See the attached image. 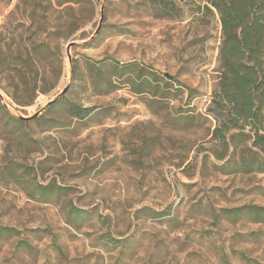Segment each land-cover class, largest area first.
I'll return each instance as SVG.
<instances>
[{"label": "rangeland", "instance_id": "rangeland-1", "mask_svg": "<svg viewBox=\"0 0 264 264\" xmlns=\"http://www.w3.org/2000/svg\"><path fill=\"white\" fill-rule=\"evenodd\" d=\"M17 1L0 0L10 49L30 37L13 28ZM141 1L76 5L83 25L51 40L58 59L46 81L57 77L55 86L23 106L0 87L23 115L67 84L63 97L96 107L82 121L58 104L25 129L0 121V225L14 229L0 236V264H264V223L221 214L264 206V173L219 168L218 15L185 0L181 18H154ZM101 13L97 36L82 44ZM50 120L61 126L45 127Z\"/></svg>", "mask_w": 264, "mask_h": 264}, {"label": "trees", "instance_id": "trees-1", "mask_svg": "<svg viewBox=\"0 0 264 264\" xmlns=\"http://www.w3.org/2000/svg\"><path fill=\"white\" fill-rule=\"evenodd\" d=\"M91 0H18L12 12L21 18L13 28L28 31L26 43L20 40L14 49L4 43L0 33V87L8 92L19 105H28L38 93L49 92L57 83L46 81V64L57 60L51 40L62 27L77 31L84 22L76 15L75 6ZM185 0H142L140 5L154 18L179 19ZM203 8L215 11L220 22L218 87L212 95L216 126L212 139L223 148L219 166L225 173H264V0H205ZM67 11L68 17L59 21L53 13ZM97 36V35H96ZM22 43V44H21ZM76 71L72 70L74 79ZM100 68L95 69L93 84L100 79ZM43 82V84H39ZM106 89L113 88V81L106 78ZM58 104L73 118L82 121L96 109L66 97L52 103ZM46 109V110H47ZM42 118L31 120L33 122ZM0 121L12 128H24L30 121L15 118L0 102ZM45 127L61 126L59 121H46ZM12 133V130L9 131ZM249 143L240 148L237 145ZM230 148L233 151L229 156ZM40 188L46 189V187ZM78 211V210H77ZM80 212V210L78 211ZM226 218L247 217L264 223V206L246 204L221 209ZM14 229L0 225V236H9Z\"/></svg>", "mask_w": 264, "mask_h": 264}, {"label": "water", "instance_id": "water-1", "mask_svg": "<svg viewBox=\"0 0 264 264\" xmlns=\"http://www.w3.org/2000/svg\"><path fill=\"white\" fill-rule=\"evenodd\" d=\"M103 21V15L102 13L100 14V19L99 22L97 24V27L95 28L94 32L85 40H82V44H85L89 41H91L99 32V29L101 27ZM76 41H69L66 45V52H67V57L69 59V50L70 47L73 46L74 44H76ZM68 89V84L64 86V88L60 89L59 92H57L56 94L52 95L50 98H48L44 104L37 109L34 113L30 114V115H23L19 110H17V105L14 103V111L15 113H11L15 118L22 120V121H31L34 120L35 118L39 117L44 111H46V109L55 101L61 99L64 94L67 92ZM3 92L0 89V100L1 103L5 106V108L7 110H9L8 104L5 102L4 98H3ZM10 111V110H9Z\"/></svg>", "mask_w": 264, "mask_h": 264}, {"label": "bare ground", "instance_id": "bare-ground-1", "mask_svg": "<svg viewBox=\"0 0 264 264\" xmlns=\"http://www.w3.org/2000/svg\"><path fill=\"white\" fill-rule=\"evenodd\" d=\"M2 94H3V98H4L5 102L8 104V107L10 108V110L15 113L14 103L11 100H9L8 97L4 93H2Z\"/></svg>", "mask_w": 264, "mask_h": 264}]
</instances>
